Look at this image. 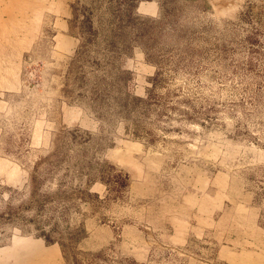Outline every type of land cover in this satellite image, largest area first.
I'll use <instances>...</instances> for the list:
<instances>
[{
    "label": "rangeland",
    "instance_id": "1",
    "mask_svg": "<svg viewBox=\"0 0 264 264\" xmlns=\"http://www.w3.org/2000/svg\"><path fill=\"white\" fill-rule=\"evenodd\" d=\"M0 264H264V0H0Z\"/></svg>",
    "mask_w": 264,
    "mask_h": 264
}]
</instances>
